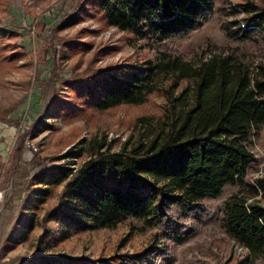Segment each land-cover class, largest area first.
Segmentation results:
<instances>
[{"label": "trees", "instance_id": "obj_1", "mask_svg": "<svg viewBox=\"0 0 264 264\" xmlns=\"http://www.w3.org/2000/svg\"><path fill=\"white\" fill-rule=\"evenodd\" d=\"M76 2L58 27L83 14L128 33L140 52L134 61L66 81L75 97L73 108L82 113L138 105L150 94L160 95L163 104L158 115L138 117L121 142L100 133L80 139L59 159L81 163L55 166L46 180L39 179L37 195L45 199L63 185L49 215L65 219L74 233L108 227L126 216L158 232L136 252L39 258L35 264H160L169 254L160 239L181 241L191 235L189 222L210 215L203 199L217 197L227 184H239L245 192L220 201L218 222L251 255L263 254L264 178L246 184L244 177L256 161L248 148L251 136L264 123V6L226 0L225 15L235 17L220 27L228 38L251 44L244 56L219 51L191 60L172 38L202 27L214 0ZM7 34L0 31V37Z\"/></svg>", "mask_w": 264, "mask_h": 264}, {"label": "rangeland", "instance_id": "obj_2", "mask_svg": "<svg viewBox=\"0 0 264 264\" xmlns=\"http://www.w3.org/2000/svg\"><path fill=\"white\" fill-rule=\"evenodd\" d=\"M253 1L264 6V0ZM76 3L0 0V31L8 32L0 37V264H35L39 258L60 256L107 258L143 249L158 232L143 220L126 216L108 227L74 233L65 219L49 215L63 185L45 199L37 195L42 188L39 179L46 180L55 166L74 168L81 163L59 159L80 139L100 133L121 142L138 117L158 115L163 104L160 95L150 94L138 105L82 113L73 108L75 97L66 81L134 61L140 52L128 41V33L83 14L73 24L58 27ZM225 5L226 0H214L202 27L172 38L185 57L198 60L219 51L244 56L252 48L228 38L221 29L223 21L235 17L225 15ZM248 148L256 161L247 168L246 184L264 178V123ZM239 192L245 187L227 184L217 197L204 198L210 215L190 221L193 232L181 241L160 239L158 244L169 248L160 264H264V253L239 251L217 220L220 201Z\"/></svg>", "mask_w": 264, "mask_h": 264}, {"label": "built area", "instance_id": "obj_3", "mask_svg": "<svg viewBox=\"0 0 264 264\" xmlns=\"http://www.w3.org/2000/svg\"><path fill=\"white\" fill-rule=\"evenodd\" d=\"M236 243V242H235ZM236 245H238V248H239V251H247V249L244 247V246H242V245H240V244H238V243H236Z\"/></svg>", "mask_w": 264, "mask_h": 264}]
</instances>
